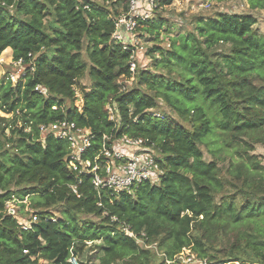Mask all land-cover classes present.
Masks as SVG:
<instances>
[{
    "label": "trees",
    "instance_id": "1",
    "mask_svg": "<svg viewBox=\"0 0 264 264\" xmlns=\"http://www.w3.org/2000/svg\"><path fill=\"white\" fill-rule=\"evenodd\" d=\"M128 1L0 0V55L11 49L12 61L26 66L15 84L0 81V264H71L70 250L81 255L77 264H95L84 258L87 243L99 264H152L137 241L158 238L166 245L162 264H182L166 263L181 252L208 264H264V173L249 155L264 130V35L256 19L199 17L191 32L168 39V49L159 41L166 20L139 21L135 32L153 43L150 68L165 73L136 67L127 88L132 49L112 35ZM249 1L264 8V0ZM84 74L89 89L80 86ZM159 102L177 118L159 115ZM63 120L89 133L76 170L68 142L41 134ZM124 136L152 148L159 181L117 193L96 188L94 173L105 176L108 161L103 149ZM208 137L244 161L221 174L204 160ZM12 189L31 196L38 221L30 229L6 212Z\"/></svg>",
    "mask_w": 264,
    "mask_h": 264
},
{
    "label": "rangeland",
    "instance_id": "2",
    "mask_svg": "<svg viewBox=\"0 0 264 264\" xmlns=\"http://www.w3.org/2000/svg\"><path fill=\"white\" fill-rule=\"evenodd\" d=\"M220 13L240 15L250 14L257 21L255 29L259 33H262L264 35V8H252V4L249 0H172L170 4L163 5L155 10L153 16L155 18H163L167 21L169 26L168 31L163 28L160 34L159 41H162L161 46L168 49L169 38H172L178 34L191 32L194 28L196 20L199 17H214ZM134 39L136 45L135 47H137L134 55L136 67H138L139 69H149L152 73L159 71L165 73V70L150 68L151 60L149 59L147 53L148 50L153 47V43L150 42L149 38H140L139 34L135 32ZM218 51L220 53H227V46H220L218 48ZM82 58L84 61H87V57L84 51L82 52ZM25 68V65L19 62L15 63L12 61L11 49L5 51L3 54L1 53L0 81H6L7 79H9L13 84H15L24 75ZM79 83L80 86L85 87L86 89H89L91 86V81L87 77V74L83 75ZM133 86H135L134 81H129V83H126L127 88H132ZM76 91L77 99L74 102V105H78V107H81V104H79L81 103L80 91L78 89H76ZM65 106L69 107V103H66ZM262 110L264 112V107L262 108ZM156 111L159 115H167L177 118V116L174 113L170 112L165 107V105H163V103L159 102V106ZM6 133L8 132L6 131ZM258 135L259 142H250L251 145H253V150L249 152V155H252L254 157V160L260 163V167L263 168L262 173H264V130ZM218 143L220 144V146L216 145L211 137H208L205 141V144L200 148L203 153L204 160L207 162L215 161L221 171V174H224L225 168L231 161H244V159H239L230 147L222 145V143L220 142V138L218 140ZM132 152L133 150L130 149L127 151V154H131ZM112 157L113 156H111V158ZM156 157H158L157 154ZM17 190L18 189H12V191H14L16 195H12L13 197H10V199L7 201L8 203L6 202V212L19 220L21 224H25L26 222L32 220V215L36 213V210L31 207V196H25L23 194L17 193ZM233 191V189H229L227 193H233ZM54 218L57 219L58 215L55 214ZM83 219L88 218L83 217ZM137 242L140 247L146 248L151 251L152 255L154 256V261L152 262V264H162L163 256H166V245L160 247L159 238L154 239L148 243L144 242L142 239H138ZM95 244L98 245L99 242H96ZM225 244L228 245V243H226L225 241L223 243L216 244L214 246L215 250H224L222 247ZM90 249H92V244L87 243V248L84 249L83 253L84 258L86 260H89V262L91 263L99 264V252ZM211 252L214 251L211 250ZM69 256V259L66 260L67 263H70L72 259L78 260V258H81V255L73 256V252L71 250ZM39 264H57V262L56 258H53L51 260H40Z\"/></svg>",
    "mask_w": 264,
    "mask_h": 264
},
{
    "label": "built area",
    "instance_id": "3",
    "mask_svg": "<svg viewBox=\"0 0 264 264\" xmlns=\"http://www.w3.org/2000/svg\"><path fill=\"white\" fill-rule=\"evenodd\" d=\"M161 1L162 0H129L126 12L120 14L115 19V31L112 38L122 42L124 49H132L133 53L130 61V72L132 76L126 81L127 83L133 80L136 71L134 55L137 47H135L134 35L137 23L152 18L155 10L160 7ZM2 5L4 4L2 3ZM35 90L42 94L46 93V90L39 86H37ZM79 104L82 105V102ZM78 108L80 109V107ZM108 110L111 119H113V112L110 106H108ZM40 130L42 135L51 134L54 138L64 139L68 142L70 149L68 159L73 170H76L75 163H81V154L90 145L88 131L78 129L74 123L66 120L48 126H41ZM130 149H132L133 152L127 154V151ZM102 154L108 161L105 165V176L101 177L94 173L92 182L96 188L105 186L113 189V191L117 193L136 187L143 181H149L151 183L159 181L161 172L156 163L154 151L151 147L146 146L140 139H130L124 136L113 142L111 151L103 149ZM111 156L113 157L111 158ZM115 159L126 160L122 163H115ZM37 221V216L34 214L32 215V220L22 224V226L25 230L30 229L32 224ZM175 260H181L182 264H208L205 259H199L195 255H188L185 252L176 255L173 261L166 260V263H172ZM70 263L77 264L76 260L73 259Z\"/></svg>",
    "mask_w": 264,
    "mask_h": 264
}]
</instances>
